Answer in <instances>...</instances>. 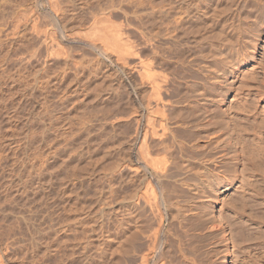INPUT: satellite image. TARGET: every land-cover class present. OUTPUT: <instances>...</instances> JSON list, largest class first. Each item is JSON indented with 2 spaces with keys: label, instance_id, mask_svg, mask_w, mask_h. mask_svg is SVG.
Here are the masks:
<instances>
[{
  "label": "rangeland",
  "instance_id": "rangeland-1",
  "mask_svg": "<svg viewBox=\"0 0 264 264\" xmlns=\"http://www.w3.org/2000/svg\"><path fill=\"white\" fill-rule=\"evenodd\" d=\"M48 1L50 0H0V70H2V73L6 72L5 74L1 73L0 82V84L2 83L0 85V88H2L0 91V102H2L0 103V254L2 255L4 264H65L66 262L67 264H73V262L74 264H87V260L84 259L86 258L84 248L86 246L85 244H87L86 240H88L84 239L85 233H87L88 236V234L92 233L90 229H92L93 233L97 231L95 236L98 237V240L103 238L98 234L102 226H104L103 229H108V234L114 233L112 231H115V223H117V220H115L117 219L115 218V211L118 207V200L121 193V191L118 190L120 188L118 183L119 180L116 174L114 175V171L115 168L117 169L118 160L123 154L120 152L122 150L119 151L120 148H117L118 144L120 146V140L125 137L127 140H130L132 137L131 134H133L134 118L132 117L134 114L132 111L134 112L136 103L134 91L136 85L135 83L133 84V82H135L134 78H136V76L134 75L136 72L133 70L134 73L132 68H128L132 65V58L131 62L129 59L130 64L124 66L119 55L117 56L115 54V51L105 48L107 46H105L101 38H99L103 33H99L95 30L102 32L105 27L107 31L109 27L116 28L119 26L124 29L128 26V28L130 27L129 31L131 33L126 31L128 29L124 31L128 32V36L130 35L128 38H130L131 41L134 40L133 42H136L140 40L139 37L141 36L139 34V29H137L139 28L138 25L140 27L141 25L143 26V28H140V31L144 32L145 29H148L145 30L144 33H150L151 35L150 30H152L153 36H155L157 34L159 35L157 32L166 29L165 24H168L166 19L163 24L165 27L163 25H161V27L158 24L159 28L161 27L162 29L158 31L159 28H157V32L155 28L149 27L150 17L147 15L150 13V7L155 2L154 1L150 6L148 3L150 0H138L141 4H138L137 0L136 3H134L135 0H56L57 2L59 1V5L57 7L55 6L58 12H56V16L50 14V9L52 5H57V2L55 3L53 0L54 3ZM134 4L136 6L139 5L138 7H142L138 8ZM33 5L35 6L33 7ZM132 5L140 12L138 10L137 12ZM30 6L36 8L31 10L32 7ZM21 7H23V9L25 8V10L31 8L29 10V13L33 11L31 14H28V12L24 10L29 18L25 17L26 15H24L25 13H23ZM16 8L19 9L20 14L22 11L23 16L21 19H24L25 23L23 20H20L21 16L18 14ZM102 11H106L105 14H108L110 11L111 17L109 20L111 22L110 24L113 23V26L111 25L112 27L109 26L107 28L106 25L109 21H103L102 23H106L104 25L98 23L101 21L93 22V19H91L95 17V14H102ZM16 13L20 16H18L19 18H16ZM37 13H39V15H36L39 17V20L37 22L38 18H35V21L37 23L40 21L39 26L41 28L38 27L43 30L44 25H46L45 29L48 28L52 33L54 31L52 36L54 35V39L60 47L62 45V51L58 50L59 47L57 43L56 45L54 44V47L51 48V46H49V48H47L45 43H42L41 37L44 39L43 32L39 34L37 31V34L35 33L36 31L32 29L31 24H33V17H36L34 15ZM30 15H33V17H30ZM145 15L149 20L146 19L147 17ZM108 16H110V14H108ZM15 18L18 22L22 21L23 23L17 24L18 22H16ZM25 18L28 20L31 18V20L28 22ZM50 18L54 21H52L53 24L50 23ZM140 18L142 22H140ZM175 18L176 16L173 19ZM135 20L137 21L135 22ZM91 22H93V25ZM95 23H97V25ZM126 23L128 24L126 25ZM18 25L20 26L18 30L15 28V31L14 26L18 27ZM94 25L96 27H92ZM249 26L250 30L246 33L248 37L245 39L246 42L243 43L244 46L241 48V53L244 55L242 65L238 71L228 77L227 81L224 83L226 86L218 90L221 96L225 97L223 104L217 107V111L220 112L221 118L224 120L222 126L219 127L216 132L202 131L195 139L188 142L190 145L194 143L198 149L205 150V146H207L209 140L211 141L213 138L220 137L221 140L229 142V149L226 153L232 155L233 152H231V150H233L232 148H234L235 143L231 141L240 134L238 132L240 122L238 118L240 115L236 114L238 104L245 94L246 96L248 95V99L253 100L255 91L258 89L264 91V82L262 81L264 78V23L252 24ZM134 28H136L138 32H136V29L133 30ZM96 33L100 35L98 36ZM67 34L69 38H74H70V41L69 38H67ZM162 34L160 33V36H158L159 38L162 37V39L154 37V39L156 38V41H158L155 44L156 46L151 48H156L157 44H159L158 42H160L162 48L164 45V47L168 45V43L166 44V42H163L166 35ZM79 36L80 40L78 38ZM50 37L51 36L48 38ZM74 39L77 40L75 41ZM254 40L257 41V46L255 47L252 43ZM58 41L62 44L60 45ZM85 41H89L88 43H95L94 45L97 46V49L91 48ZM83 45H85L86 48ZM35 46L36 49H34ZM159 47H157L154 52H156ZM161 47L157 52L161 50ZM151 48L149 50L148 47L146 53L152 51ZM42 49L43 51H41ZM53 49L57 50L50 55V52L54 51ZM30 50H37V52L35 51V57L33 55L32 57L34 58H29V61L27 59V53H30ZM47 50L50 52H47ZM91 50L95 51L92 52ZM104 50L105 54L108 52V55L102 53ZM58 53H60L61 56ZM97 53H99V56H97ZM31 54L32 52L29 55ZM66 56H68V58ZM7 58L8 60L12 59L14 62L12 60H6ZM120 62H122L121 65H119ZM8 64L11 68L8 67ZM14 64L15 66L22 65V67L24 65V70L26 64V67H28L26 70H29L27 71L29 74L39 70L38 74H36V78L38 79L35 78L36 82L26 90L27 92L22 87V83L18 81L20 77L19 79L18 77L15 78L18 83H15L13 87L11 83L8 84L9 81L7 76H9V74L13 75L14 71L16 72ZM4 67H8L7 70H14H12V73H8ZM35 80L33 79V81ZM46 80L51 81V86L49 85V88L44 85L46 84ZM4 81H6V83ZM250 85H252V89L249 87ZM227 88L228 90H226ZM247 92H249L250 95ZM12 94L14 98L10 100L9 95ZM23 94L25 98L22 96ZM21 98V108L16 115L17 117L10 118L11 111H13L14 106L16 107L19 105ZM41 105L53 108L54 119L52 122L54 126L50 125L51 127L53 126V128H50L49 124L48 126H43L41 124L39 118L40 110H38ZM257 105V113L260 115V117H258L259 119L264 115V100ZM119 113L123 115H120V118L118 115ZM198 113H202V110ZM32 115L34 117H32ZM114 115L117 116V118H114ZM244 121L247 122L246 125L252 123L251 118ZM48 127L50 129H48ZM44 129L48 132L46 137L48 139H45L47 142H43L45 145L40 140V136L43 134H41V132L46 131ZM184 133L185 131H183V134ZM124 134L128 135L124 136ZM185 134L188 138L194 135L191 131H186ZM251 135L247 136L249 143V140L251 139L252 141L253 138V134ZM193 137L194 136H191L189 139ZM68 142H72L70 145H74L72 147V149L75 147L74 150L71 149L70 151V145L68 150ZM117 142L118 144H116ZM125 146L127 152L129 146ZM237 147H239V145H237ZM71 152L75 154H73L75 157L72 156ZM130 152L129 148L127 152L128 155ZM223 153L225 152H220V154ZM68 155H71L73 159ZM68 157L71 158V160ZM42 167L45 171V179L43 178L42 181L44 182L46 180V182L43 185L40 183L42 186H40V188L36 175L43 169ZM236 169L241 174L239 178L231 181H218V184H212V188L206 187L204 191H199L197 193L190 192L188 187L185 186L184 188H187L185 189V191L187 190L186 193H184L185 191L183 190L181 192L183 196H204L209 194L214 196L216 200L213 204H209L205 200L199 201L198 208L193 210L195 214L197 213L200 215V221L206 227L211 226V224L213 225V222H217V224L219 223L218 225H220L218 228L211 229V236L203 242L206 243V245H204L202 250H209V253L205 254L207 256H204L206 257V259L204 258V264H224V261H226V264H247L248 262V264H250L254 259L253 255H255V251L262 249L264 241L263 243H261L262 241L258 242V245L253 235L255 232L257 233V231L260 233L262 232V234L264 233V222L260 224L258 218L261 217L264 221V206H262V203L264 204V183H260L259 185L261 186H258V184H256L257 182L254 183L252 181L254 178L248 180L247 176L250 174V169L247 168L246 170L241 163L237 166L227 167L226 172L234 173ZM219 170L221 171L222 168H217L215 171L217 172ZM261 172L256 171L255 173L259 179L264 174V172ZM31 174L35 175L33 179H31ZM47 174L48 176H46ZM244 175L245 180L243 177ZM47 181L51 183L49 184ZM250 181H252V183ZM128 185L130 186V184H127V186ZM133 185L137 187L144 186L140 179H136ZM129 186L126 187L128 191L131 188V186L130 188ZM42 188L43 190H41ZM243 196H246V198ZM242 198H245V200H243L245 205L242 202ZM241 207L243 208L242 210ZM68 215L72 216L67 219L69 224L67 220H65V217L67 218ZM59 218L61 220L64 218V220H62L63 222L61 220L56 221L59 220ZM57 222H62V224H60L61 226H59V224L57 225ZM56 226L57 228H55ZM58 227H64V231L60 228L61 232H59ZM86 227L87 229H85ZM240 228L244 236H241V231L239 233ZM99 229L100 231H98ZM206 230L208 229L206 228ZM225 237H227V239ZM61 245L64 246L65 249L64 247L62 249ZM83 246L84 251L82 250L80 253L79 250H81ZM256 246L257 248L255 249ZM208 250L205 252H208ZM72 251L78 253H72ZM228 251L229 255H227ZM71 253L72 260L69 256ZM73 255L76 259L73 258ZM80 256L84 263L81 262ZM77 259L80 262L77 261ZM109 259L105 260L106 264H113V261H116L115 258L109 257ZM97 262L98 261H96V263L94 262V264H99V262Z\"/></svg>",
  "mask_w": 264,
  "mask_h": 264
},
{
  "label": "bare ground",
  "instance_id": "bare-ground-1",
  "mask_svg": "<svg viewBox=\"0 0 264 264\" xmlns=\"http://www.w3.org/2000/svg\"><path fill=\"white\" fill-rule=\"evenodd\" d=\"M51 1L52 0L48 2ZM53 1L55 3L57 2L56 0ZM140 1H138V4L139 3L141 4ZM58 2L57 5L55 4L52 5L51 3L52 5L50 9L51 15L56 16V12H57L56 7L59 5ZM134 3H136V0ZM148 3L150 4V6L153 3L151 6L152 8L150 7V11H149L150 13L147 15L148 17H150V20L145 15L147 17L146 19L150 21L149 27L151 26L155 28L156 29L155 31L157 32L158 30L157 28H159V26L165 23L164 22L165 19L168 24H165L166 27L163 25L166 28L164 29L165 33L164 30H162L163 31L162 34V31L160 30L162 29L161 26L158 30L161 32H157L159 33V35L157 34L155 36H153L152 30H150L151 35L150 33H147V31H146L147 34L144 33L145 30L148 29H145L144 32L140 31L141 30L140 28H143V26L141 25L140 27L138 25L139 28L137 29H139V34L141 36L140 37L138 36L140 40L136 42H133L134 40L131 41L130 38H128L130 35L128 36L127 34L128 32L126 31H129L130 27L128 28V26H126L127 27L126 28L124 26L125 27V28L123 27L124 29H122L119 26H117L119 27L117 28L115 25L114 26L116 28L109 27L113 24V23L110 24L111 22L109 20L111 17V13H109L110 11L108 12L110 16H108V14H105L106 11L104 12L102 11L103 12L102 14L97 13L98 15L95 14V17L91 18L93 19V22L101 21L98 23L104 25L106 23H102L103 21L104 22L109 21L107 22L108 24L106 25L107 28L109 27V29L107 30L109 32L105 30L106 27L105 29H103V31H106L107 33L103 31L100 32L99 30H95L98 31L99 33H103L101 35L102 37L99 36L100 34H97L98 32L96 33V35H98L99 38H101V40L105 44V46H107L105 48H107L108 50L111 49L115 51V54L117 56L119 55V58L123 62L124 66H128L130 64L129 59L131 62V58H132L133 61L131 63L132 65L131 67L128 68H132V71L134 70L136 72L135 73L133 71L135 73V75L134 73L133 75L136 76V78H134L135 82H133V84L135 83L136 85L134 90L136 96V103L134 106V112L131 109L132 113L134 114V116L132 117L134 118V125H133L134 128L132 127L133 134H131L132 137L130 138V140H127L126 137L122 139L123 141L120 140V146L118 144L119 141L116 143L118 144L117 149L120 148L119 151L122 150L120 152H122L123 154L122 155L120 154L121 156L119 155L120 158L117 163L118 167L116 166L117 169L115 168L114 171V175L116 174L119 180L118 183L120 188L118 187L119 188L118 190L121 191L119 196L120 198L118 200V207L115 211L117 216V217L115 216V218H117L115 219L117 220L116 221L117 223H115L116 226L114 228L115 231H112L114 233L110 232L111 234H108V229H103L104 226L100 227L101 231L99 229L98 231L100 232H98V234L100 235L101 238L102 237L103 238L99 240L97 239L98 237L95 236L97 234V231L96 233H93L92 229H90L91 230L90 232L92 233L87 231L90 234H88V236L87 233H85L86 235L84 234L85 235L84 239H88L86 240L87 244L84 243L86 245L85 248L83 246L81 250H79V252L81 253V251L82 250L84 251L85 249L84 252L86 254V258L84 259L87 260V264H94V262L96 263V261H98L99 264H106L105 260L109 259V257L113 259L115 258L116 261H113L114 262L113 264H204L205 263L204 261L206 259V257L204 256H207L205 254L206 253L208 254L209 250L206 249L208 250V252H205L206 250H202V248H204V245H206V243L203 242H205V240L211 236L212 234L211 229L218 228L220 225H218L219 223L217 224V222H213V225L211 224V226L206 227L204 224L201 223L200 215L197 213L195 214L193 210L198 208L199 201L201 202L205 200L207 203L213 204L215 203L216 200L214 199V196H211L209 194L204 196H186V195L183 196L181 194L182 190L185 191V189H187L184 187L185 186L188 187L190 192L197 193L199 191H204V188L206 187L212 188V184L213 183L218 184V181H231L236 178H239L241 177L240 176L241 174L240 172L237 171V169L235 170L234 173H229L226 172V168L237 166L240 163L243 164V167L246 170L247 168L250 169L249 171L250 174L249 176H247L248 180L250 178L251 179L254 178V180L252 181L254 183L257 182L256 184H258V186H261L259 185L260 183L261 184L264 183V174L263 175L261 174L262 172H264V115L258 119L260 115L259 113H257L258 111L257 104L258 103L260 104V102L264 100V91H262L261 89L255 91L253 100L248 99V95L246 96L245 94L242 97L240 103L238 104L236 114L240 115V117L238 118L240 121L238 132L240 134L238 137H235L231 141L232 143H235L234 148H232L233 150L230 149L231 152H233L232 155H230V153H226L228 152L229 149L228 147L229 142L226 140H221L220 137L213 138L211 139V141L209 140V142H207L208 143L207 146H205V150L198 149L194 143L192 145L188 143L193 139H195L200 132L202 131L216 132L218 131L219 127L222 126L224 120H222L220 112L217 111V107L223 104L225 97L224 96L222 97L220 92H218V90L219 88L226 86L224 83L227 81L228 77L230 75H233L236 71H238L242 65V61L244 60L243 57L244 55H242L241 53L242 51L241 48L242 46H244L243 43L246 42L245 39H247L248 37L246 33H248V31L250 30L249 25L264 23V0H153V1L150 0V2ZM134 5L132 6L135 8L136 5L135 6ZM34 6L35 5H33V7ZM33 7L32 9L27 8L28 10H25V8L23 9V7H21V9H23V13H25L26 11L28 12V14H31V12L33 13V11L29 13V10L30 9L33 10L36 8ZM133 7L132 9L134 10ZM17 10H18V14L21 17L17 13H16L17 17L16 15L15 17L16 18L20 17V20L24 21V19H21L23 16L22 11L20 14L19 9ZM137 10L138 9H136V11ZM28 14L25 13L24 14L26 15L25 17H27ZM36 15H39V13L35 14L34 16ZM175 16L176 18L173 19ZM30 17H33V15H30ZM27 18H29V16ZM27 18H25V20ZM35 18L36 19L38 18L37 22L39 20V17L37 16L33 17V21H32L33 24H31L32 29L36 31L35 33H37V31L39 34H41L40 32H43L44 36L43 35L41 36H43L44 39L42 37L41 39H42V43L44 42L47 48H49V46H51V48L54 47V44L56 45L57 43V41H55L54 39V35L52 36L54 31L52 33V31L48 30V28L45 29L46 25L44 24L43 25L45 30L44 29L41 30L40 29L41 27L39 26L40 21L39 23H37L35 21ZM30 20H28V22ZM52 21L53 20L49 22L52 23ZM136 21L137 20H135V22ZM16 22H18L17 19ZM93 22H91L92 25ZM140 22H142L141 18H140ZM19 23L22 24L23 22L19 21L17 24ZM95 24L97 25V23ZM127 24L128 23H126V25ZM19 26L20 25H18V27L14 26V29L16 28L18 30ZM92 27H96V26L94 25ZM125 29L128 30L124 31ZM135 29L136 28H134L133 30ZM137 29L136 32H138ZM133 30L132 33L134 32ZM129 33L131 32L129 31ZM160 33L162 35H166V37L163 36L164 37L163 42H166V44L168 43V45L164 47L165 45L163 44L164 46L162 48L161 47L162 45L160 46V42H158L159 44H157V47L160 46L161 50L157 52L160 48L159 47L158 50L154 52V50L157 47L156 48L154 47V49L151 47L156 46L155 44L158 41V40L156 41V38L154 39V37L160 36ZM48 35L51 37L48 38L49 37ZM67 38H69L68 34H67ZM70 38L73 39L74 37H70ZM70 38L69 40L71 41ZM78 38L80 40V36ZM157 39H162V37L161 38L158 37ZM58 42L60 43V41ZM88 42L85 41V43ZM252 43L254 47L257 46V41L254 40V42ZM61 44L62 43H60V45ZM94 44L91 42L88 43V45L91 48L97 49V46H95ZM36 46L34 49H36ZM83 46L85 47V45ZM58 47L57 48L59 51L63 50L62 45H61L62 49L59 45ZM148 47L149 50L151 48L152 51L146 53ZM49 50H47V52H50ZM55 50L53 52H50V55L51 53L53 54ZM35 51L37 52V50H30L29 52L30 53L32 52L31 55H29L30 53H27L28 57L27 56L26 57L28 60L29 58L31 59L35 57L36 54ZM41 51H43V49ZM65 53L69 54L68 52ZM102 53L105 54V50L102 51ZM107 53L108 52H106V54ZM58 54L60 55V53ZM97 54H98L97 56H99V53ZM33 55L34 57H32ZM66 57L68 58V56ZM6 60H8V58ZM122 62H120L119 65H121ZM9 66L10 65L8 64V67ZM15 67H16L15 68L16 72L14 71L13 75L9 74V76H7V79L9 81L8 84L11 83V86L13 87L15 83H18V81H20L23 85L22 87L26 91L29 87H31V85L34 82H36L35 78L39 70H37V72L34 71L33 73L29 74V72L27 73V71L29 70H26V68L28 69V67H26V64H25V70H24V65L23 67L22 65H18ZM7 68L5 69L7 70ZM8 70H7L8 73L9 72L12 73V70L14 69H8ZM1 71L2 70H0V82H1V73H2ZM263 76H264V69H263ZM16 77H18V79L20 77V79L16 81L15 80ZM33 79L35 81H33ZM47 80H46V84L44 83L43 84L49 88L51 81H47ZM262 81L264 82V78ZM4 82L6 83V81ZM251 86L252 85H250L249 87L252 89ZM1 89L2 88H0V91ZM226 90H228V88ZM24 94L22 96L25 98ZM9 97L8 98L10 100L14 98L13 94L9 95ZM21 100L22 98L20 99L19 105H17L16 107L14 106V109L11 108L13 109V111H11L10 113L11 115L9 114L10 118L17 117L16 115L19 113V109L21 108ZM42 106L43 105H41V107L38 109L40 110L39 118L41 120V124L43 126H48V124L49 126L53 125L52 122L54 119L53 108H49L46 106L45 108L44 106L43 107ZM200 110H202V113H198ZM122 113L118 114L119 118L120 115L123 116ZM263 114H264V110H263ZM117 116L114 115V118L115 117L117 118ZM32 117L34 116L32 115ZM249 118L252 119V123L246 125L247 122L244 120ZM53 126L52 127L50 126V128H53ZM50 128L48 127V129ZM183 131H185V133L186 131L188 132L191 131V133H193L194 135L191 134L190 135L194 137L192 139H189L191 136L188 135L190 136L188 138L185 133H184L185 135L183 134ZM41 134H42L40 136L41 142L46 143L47 141H45V139L46 140L48 139L46 138L48 134L47 130L41 132ZM251 134H253V138L252 141L251 139L249 140L250 141L249 143L247 136H250ZM125 135L128 134H124V136ZM70 144H72V142H68L67 145L69 146ZM125 145H128L130 148L131 152L129 155L127 153L129 148L127 149L126 152ZM237 145H239V147H237ZM70 146L68 147V150L70 148L71 151L74 145L73 146L70 145ZM74 148L72 150H74ZM221 151H224L225 153L220 154ZM73 154L74 153H72V156L75 157L74 156L75 154L74 155ZM69 159L71 160V158ZM217 168H222V170L216 172L215 170ZM260 170L263 171L261 172ZM256 171L261 172L259 173L260 175H262L260 179L257 178V175L255 174ZM44 172L45 171L43 168L36 175L38 179L39 187L41 186V184L43 185L46 182V180L44 182L42 181L43 178L45 179ZM32 174H31L32 177L31 179L35 177V175ZM46 176H48V174ZM243 177L245 180V175ZM136 179L138 180L140 179L141 182H143L144 186L137 187L136 185H133ZM49 181H47V183ZM252 181L250 182L252 183ZM50 183L51 182H49V184ZM127 184H130L131 186L130 188V186L128 185L130 188L129 191L126 189V187H128ZM43 188L41 190H43ZM186 191L184 193H186ZM243 197L246 198V196ZM245 198H242V202L243 200H245ZM243 203L245 205V202ZM262 206H264L263 203ZM242 209L243 208L241 207V210ZM70 217L72 216L68 215L67 218L65 217V220L69 219ZM258 218L260 224L264 222L262 220L263 218L261 217ZM60 220L61 219L59 218V220L56 221H60ZM62 220H64V218ZM62 222L61 223L57 222V225L59 224V226H61L60 224H62ZM55 228H57V226ZM60 228H59V232H61L60 231L61 229L64 231V227L61 229ZM206 228L210 231L206 230ZM85 229H87V227ZM94 231H95V227H94ZM240 231L242 233L241 228L239 230V233ZM242 235L244 236L243 233L241 234V236ZM253 236H255L254 239L256 240L258 245H259L258 242L262 241L261 243H263L264 233L262 234V232L260 233L257 231V233L255 232ZM225 238L227 239V237ZM63 247L64 246H62V249ZM256 248L257 246L255 247V249ZM95 250L97 254L95 253ZM260 250L255 251L254 253L255 255H253L254 259L251 261L250 264H258V263L264 264V243L262 249ZM72 253H76V252L72 251ZM72 253L71 255H69L71 257V260H72ZM227 255H229V251L227 252ZM73 258L76 259L74 255ZM79 258L81 262H83L81 256ZM78 259L77 261H79ZM0 264H4L1 254H0ZM65 264H67V262ZM224 264H226V261H224Z\"/></svg>",
  "mask_w": 264,
  "mask_h": 264
}]
</instances>
